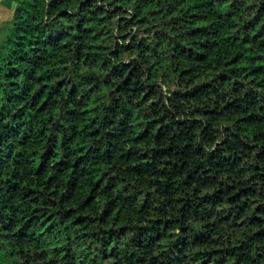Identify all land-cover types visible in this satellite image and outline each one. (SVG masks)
<instances>
[{"label": "trees", "instance_id": "trees-1", "mask_svg": "<svg viewBox=\"0 0 264 264\" xmlns=\"http://www.w3.org/2000/svg\"><path fill=\"white\" fill-rule=\"evenodd\" d=\"M13 1L0 264H264V0Z\"/></svg>", "mask_w": 264, "mask_h": 264}, {"label": "crops", "instance_id": "crops-1", "mask_svg": "<svg viewBox=\"0 0 264 264\" xmlns=\"http://www.w3.org/2000/svg\"><path fill=\"white\" fill-rule=\"evenodd\" d=\"M14 5L13 0H0V41L6 34L8 22L13 14Z\"/></svg>", "mask_w": 264, "mask_h": 264}]
</instances>
